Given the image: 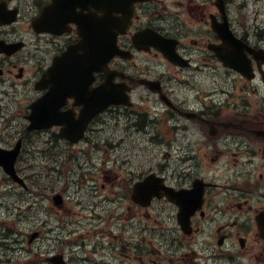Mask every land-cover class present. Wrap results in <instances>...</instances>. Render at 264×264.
<instances>
[{"label": "flooded vegetation", "instance_id": "obj_1", "mask_svg": "<svg viewBox=\"0 0 264 264\" xmlns=\"http://www.w3.org/2000/svg\"><path fill=\"white\" fill-rule=\"evenodd\" d=\"M256 2L251 11L250 0H0V264H18L19 245L26 264L56 255L98 264L83 254L91 231L77 215L115 199L131 202L124 264H264V0ZM228 28L227 51L245 58L246 73L212 50ZM114 39L126 58L109 60L113 83L145 93L108 104L83 132L90 101H60L76 72L61 74L56 60L81 43L87 65ZM151 41L158 46H144ZM92 77L94 88L107 72ZM76 79L88 81L89 68ZM134 133L153 153L135 179L114 171V151ZM72 183L79 196L69 199Z\"/></svg>", "mask_w": 264, "mask_h": 264}, {"label": "rangeland", "instance_id": "obj_2", "mask_svg": "<svg viewBox=\"0 0 264 264\" xmlns=\"http://www.w3.org/2000/svg\"><path fill=\"white\" fill-rule=\"evenodd\" d=\"M256 8H257V2L255 1L253 4L250 5V10L254 11V9ZM144 93L145 91H143L142 89L138 91V94H144ZM138 97L140 96L138 95ZM125 152H126V164H123L122 162L124 159ZM151 154L153 155V153H151L149 149L147 148V145L140 139V137L137 136L136 133H134L132 136L126 138V145H123L120 149L114 152V160L116 161L115 166L117 170V171L116 170L114 171L117 173L119 171L123 176H125L126 174V177L130 176L131 174H137L142 169L143 162L147 161ZM100 162H99V166H100ZM119 180L123 182L122 177L119 178ZM104 183L106 182L104 181ZM77 188L78 187L74 183L71 184V187L68 190V194L71 195L69 199H71L73 196L74 198L79 196V194H76L73 192ZM112 189L114 190V188ZM117 191H119L118 187H116L115 194H118ZM121 204L125 211L126 204H131V202L121 201ZM116 206H117L116 204L111 206L112 209L108 211V215H106L104 219L94 220V222L92 223L93 227L91 229V233L84 234V236L86 237V240H84V242L95 244L97 242H100L102 238V240L106 242V245H108L109 242L111 241H115V242L119 241L117 240V238H115V236L107 234L110 231V229H112L115 226V223L120 222L121 226H123L126 223L125 215H120L121 219L120 220L117 219L115 211L117 210L118 206L117 207ZM27 218L33 219V214L29 215ZM96 233L104 234V236L99 237L95 235ZM88 247H91V244H88ZM66 252L70 253V243H68V245L66 246Z\"/></svg>", "mask_w": 264, "mask_h": 264}, {"label": "water", "instance_id": "obj_3", "mask_svg": "<svg viewBox=\"0 0 264 264\" xmlns=\"http://www.w3.org/2000/svg\"><path fill=\"white\" fill-rule=\"evenodd\" d=\"M227 63L231 66H237L235 65V59L232 58L227 59ZM107 87H109V84H104L103 86H100L99 88L95 89L93 93L90 92V94L87 96L88 98L86 99V101H99V102L101 101V103L98 104L100 106H106L109 103H121L127 101L124 96L116 92H114V94H110L109 96H106L107 91L105 90L106 89L110 90Z\"/></svg>", "mask_w": 264, "mask_h": 264}]
</instances>
